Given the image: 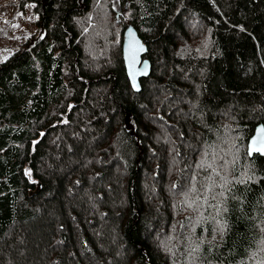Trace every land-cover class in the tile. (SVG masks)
Returning <instances> with one entry per match:
<instances>
[{"label": "trees", "instance_id": "16d2710c", "mask_svg": "<svg viewBox=\"0 0 264 264\" xmlns=\"http://www.w3.org/2000/svg\"><path fill=\"white\" fill-rule=\"evenodd\" d=\"M26 3L36 30L0 62V264H264V0Z\"/></svg>", "mask_w": 264, "mask_h": 264}, {"label": "water", "instance_id": "95a60500", "mask_svg": "<svg viewBox=\"0 0 264 264\" xmlns=\"http://www.w3.org/2000/svg\"><path fill=\"white\" fill-rule=\"evenodd\" d=\"M142 48V51L138 49ZM147 46L140 39L137 30L131 24H127L122 33L121 52L125 73L133 92L141 89L140 79L146 78L150 74L151 63L145 58ZM135 55V62L131 63L132 55ZM135 77V86L133 85ZM264 129L263 124H258L246 144V152L249 157L253 155L264 156Z\"/></svg>", "mask_w": 264, "mask_h": 264}, {"label": "rangeland", "instance_id": "374dc122", "mask_svg": "<svg viewBox=\"0 0 264 264\" xmlns=\"http://www.w3.org/2000/svg\"><path fill=\"white\" fill-rule=\"evenodd\" d=\"M36 19L32 4L26 3L21 8L19 0H0V62L20 49L27 37L35 32Z\"/></svg>", "mask_w": 264, "mask_h": 264}, {"label": "snow or ice", "instance_id": "6c2138e0", "mask_svg": "<svg viewBox=\"0 0 264 264\" xmlns=\"http://www.w3.org/2000/svg\"><path fill=\"white\" fill-rule=\"evenodd\" d=\"M139 51H142L143 49L140 48L138 49ZM135 62V55L133 54L132 57H131V63H134ZM133 85L135 86V77L133 76ZM262 132H264V129L261 130Z\"/></svg>", "mask_w": 264, "mask_h": 264}, {"label": "bare ground", "instance_id": "6f19581e", "mask_svg": "<svg viewBox=\"0 0 264 264\" xmlns=\"http://www.w3.org/2000/svg\"><path fill=\"white\" fill-rule=\"evenodd\" d=\"M260 124H261V123H260ZM257 125H258V124H257ZM257 125H256V126H257ZM256 126H255V127H256Z\"/></svg>", "mask_w": 264, "mask_h": 264}]
</instances>
